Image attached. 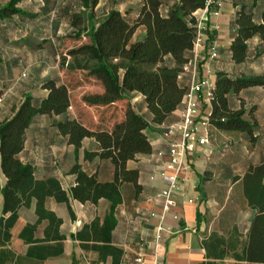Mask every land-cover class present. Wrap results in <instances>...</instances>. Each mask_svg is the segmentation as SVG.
Returning <instances> with one entry per match:
<instances>
[{"label":"crops","instance_id":"crops-1","mask_svg":"<svg viewBox=\"0 0 264 264\" xmlns=\"http://www.w3.org/2000/svg\"><path fill=\"white\" fill-rule=\"evenodd\" d=\"M100 1L97 5L84 9L82 13V25L85 27L87 22L85 29L80 27L83 36L107 15L101 17L97 13ZM176 1L178 0H165V6L169 7ZM22 7L33 16L22 14L13 19L0 17V120L13 117L27 95L36 100L45 98L48 95V90L43 87L45 81L55 79L68 85L64 75L67 69L61 68V53L68 50L65 48L69 42H74L67 37L74 33L73 0H28ZM112 8L127 12L134 19L141 8V0H135L133 5L126 8L119 4ZM238 8L234 0H226L221 8L213 6L197 12L199 22L205 28L201 31V42L199 46H195L192 60L197 61L195 64L200 74L208 77L214 86L217 73L222 70L234 75H264V46L259 38L251 41V54L245 63L237 65L231 58L229 48L236 36L234 20ZM99 18L101 19L98 20ZM5 30L9 33L6 34ZM144 33L145 28H139L133 41ZM7 42L13 48H7ZM213 44L218 48L217 58L211 57L210 46ZM14 53L18 54L17 57H12ZM195 64L191 62L185 65L180 75L182 85L189 87ZM23 73L28 76L26 79L21 78ZM98 84L96 90L86 82L69 87L72 101L70 114L86 126L94 130H111L118 120L124 118L127 104H132L137 111L148 117L145 97L135 92L126 93L127 100L108 107L86 104L83 101L85 94L103 91L100 83ZM257 89L264 93V88ZM201 104L205 113L211 112L212 104L206 95ZM261 108H264V101L261 102ZM182 112L183 107L174 113L175 122L181 120ZM63 118L49 115L35 117L26 133L22 160L34 165L38 179H59L69 195L76 184V176L70 173L76 163L87 171L97 173L100 181L112 180L115 169L111 160L100 157L85 159V150L100 151L98 141L87 138L82 148L76 151L55 125ZM162 128L150 125L148 134L152 152L140 155L127 164L129 169L139 171L141 189H137L132 182L121 185L122 202L115 213L117 225L113 230L112 240L114 246L123 250L118 264H139V255H142L144 264H154L155 261L154 236L164 211L163 200L157 195L166 187L165 176L170 173L167 167L170 160L169 143ZM214 132L220 138L231 133L210 127L206 143L187 154L179 187L175 191V204L166 213L158 247L165 264H203L206 261H214L215 264L243 263L234 253L242 251L256 211L248 206L241 182L237 181L234 183L241 186L246 215L238 216L230 230H226L229 224L227 220L215 223L209 219L213 203L206 197L205 188L214 179ZM0 179L4 187L7 178L1 166ZM225 180L223 179V183ZM45 208L61 219L59 227L49 218L39 221L37 199L34 198L31 206L19 210L18 218L9 230V240L4 239L5 232H0V264H114L112 255L102 260L99 252L85 249L83 243L88 242L77 237L78 232L86 225L97 219H100L101 224L104 222L110 209L109 201L102 199L97 204L82 203L71 197L67 204L49 197ZM9 216L10 213H4V196L0 192V220ZM213 234L226 241L222 248H225L227 254L223 258L209 257L207 253L205 242ZM58 235H63L64 239H56ZM58 245L62 247L61 253H58Z\"/></svg>","mask_w":264,"mask_h":264},{"label":"trees","instance_id":"trees-1","mask_svg":"<svg viewBox=\"0 0 264 264\" xmlns=\"http://www.w3.org/2000/svg\"><path fill=\"white\" fill-rule=\"evenodd\" d=\"M99 1L73 0L74 8L77 3L79 7L74 12V33L67 37L78 45L62 51L61 68L85 71L100 83L103 91L85 94L83 101L86 104L108 107L127 100L126 93L135 92L145 97L148 117L127 104L124 118L111 130H94L70 114L69 86L55 79L45 81L43 87L48 90L45 98L36 100L27 95L13 117L0 120V166L7 178L4 187L0 179V192L4 196V213H10L9 217L0 220V232H5L4 239L9 240V230L17 220L19 210L31 206L34 198L37 199L39 221L49 218L58 227L61 219L45 208L49 197L67 204L71 197L94 204L105 199L110 202V209L104 222L95 220L78 232L77 237L88 242L83 243L85 249L99 252L102 260L112 255L114 264H118L123 250L114 246L112 240L117 225L115 213L122 202L121 185L132 182L141 189L139 171L129 169L127 164L152 152L148 134L151 124L162 126L164 132L176 123L174 113L183 107L188 91V86L180 83V75L193 59L198 36L197 12L205 9L207 0H178L169 7L165 6V0H141V8L134 19L127 12L112 8L83 36L80 30L83 16L79 10L93 7ZM22 2L10 0L0 8V17L13 19L22 14L32 15L20 5ZM234 2L239 8L234 20L236 36L229 50L233 62L241 65L251 54L254 38H259L264 46V0ZM141 27L145 28L144 35L133 41ZM69 56L75 58V62H68ZM257 87L264 88V75H234L219 71L211 101V127L245 134L250 143H255L260 124L256 108L245 106L243 93ZM39 115L63 116L55 125L76 151L82 148L85 139L95 138L100 151L85 150V159L111 160L115 169L113 179L100 181L97 173L83 169L79 163L70 170L76 176L70 195L59 179H38L34 165L23 161L21 154L25 149L27 130ZM233 180L241 182L248 206L256 211L247 241L242 251L234 256L243 262L241 264H264V159L250 164ZM56 239L63 240L64 237L58 235ZM60 245L58 253L62 252ZM224 245L225 239L217 234L205 242L209 257L214 258L226 256Z\"/></svg>","mask_w":264,"mask_h":264},{"label":"rangeland","instance_id":"rangeland-1","mask_svg":"<svg viewBox=\"0 0 264 264\" xmlns=\"http://www.w3.org/2000/svg\"><path fill=\"white\" fill-rule=\"evenodd\" d=\"M7 1L8 0H0V7ZM27 2L28 0H25L20 5L25 6ZM134 3L135 0H101L96 11H98L97 13L102 17L103 15H106L112 7L118 4L123 6V8H126ZM77 5L78 3L75 8L78 10L79 6ZM79 11L83 13L84 9L81 8ZM100 19L101 18L98 20ZM86 26L87 22L85 23V27L82 25L81 28L85 29ZM5 32L6 34L9 33L6 30ZM6 44L7 48H13V45L10 42H7ZM76 45H78L76 42H69L65 49H70ZM17 55V53H14L12 57H17ZM11 60H13V58H11ZM68 62H75V58L71 56L68 57ZM64 72L65 79L70 88L76 87L78 83L83 82H86V84L95 90L98 88L97 86L99 84L93 82L96 80L84 71L65 70ZM27 77L26 73H23L21 78L26 79ZM243 95L245 98V106L248 108H256V115L260 124L257 141L255 143H250L245 134L239 132H231L222 138L214 132L212 134L213 145L215 148L213 156L215 161H213L214 166L212 168L214 179L205 188L206 197L212 200L213 203L210 208L211 212L209 214V219L215 223L219 220H227L229 224L227 225L226 230L232 228V225L238 216L246 215L247 212L241 186L234 183V176L243 173L247 166L261 161L264 156V108H261V102L264 101V93L257 88H252L245 90ZM223 179H226L225 183H223Z\"/></svg>","mask_w":264,"mask_h":264},{"label":"built area","instance_id":"built-area-1","mask_svg":"<svg viewBox=\"0 0 264 264\" xmlns=\"http://www.w3.org/2000/svg\"><path fill=\"white\" fill-rule=\"evenodd\" d=\"M226 0H207L205 10L210 7L221 8ZM205 26L202 22L198 23V36L196 45H200L201 31ZM211 57L217 58L219 56L218 48L215 44L210 46ZM194 64L197 61H190ZM189 64V63H188ZM214 84L206 76L200 74L196 64L192 69V77L188 87L187 94L184 99L182 118L180 121L170 125L164 136L169 143V163L167 165L170 173L165 176L167 185L159 193L158 197L163 200L164 211L160 216V222L157 226V232L154 236L155 261L154 264H165L159 255L158 247L161 239L162 231L164 230V220L166 213L175 204V191L179 187L181 172L186 163V157L189 151L195 150L199 145L205 144L207 137L210 135L209 129L211 127L209 115L205 113L202 108V99L206 97L212 101ZM139 264H144L142 255L137 258Z\"/></svg>","mask_w":264,"mask_h":264}]
</instances>
